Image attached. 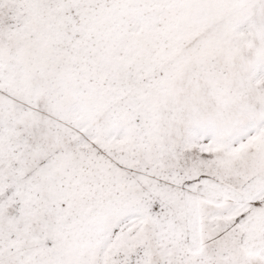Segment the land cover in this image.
<instances>
[{
    "label": "snow or ice",
    "instance_id": "obj_1",
    "mask_svg": "<svg viewBox=\"0 0 264 264\" xmlns=\"http://www.w3.org/2000/svg\"><path fill=\"white\" fill-rule=\"evenodd\" d=\"M0 264H264V0H0Z\"/></svg>",
    "mask_w": 264,
    "mask_h": 264
}]
</instances>
